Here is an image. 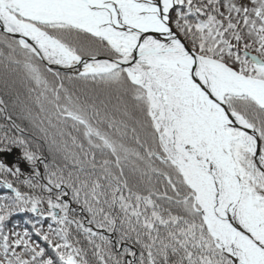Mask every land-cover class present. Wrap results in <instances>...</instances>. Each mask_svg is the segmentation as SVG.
<instances>
[{
	"label": "snow or ice",
	"instance_id": "1",
	"mask_svg": "<svg viewBox=\"0 0 264 264\" xmlns=\"http://www.w3.org/2000/svg\"><path fill=\"white\" fill-rule=\"evenodd\" d=\"M0 264H264V0H0Z\"/></svg>",
	"mask_w": 264,
	"mask_h": 264
}]
</instances>
